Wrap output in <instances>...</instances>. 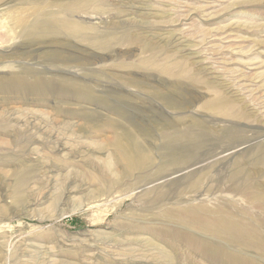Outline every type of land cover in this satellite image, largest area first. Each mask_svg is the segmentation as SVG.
Returning <instances> with one entry per match:
<instances>
[{"label": "rangeland", "instance_id": "obj_1", "mask_svg": "<svg viewBox=\"0 0 264 264\" xmlns=\"http://www.w3.org/2000/svg\"><path fill=\"white\" fill-rule=\"evenodd\" d=\"M33 1H0V77L18 73L30 83L48 80L55 83V94L40 99L0 92V264H237L243 259L264 264L259 251L241 249L177 218L198 206L231 211L235 204L245 205L236 194L238 184L226 175L264 144V0H100L75 20L88 26L87 32L136 35L133 45H117L108 53L77 40L66 45L17 37L19 30L6 15L12 6L26 9ZM55 51L68 59L54 62ZM152 55L162 63L182 60L201 79L197 87H184L190 106L167 104L182 100L179 81L147 67ZM71 81L100 100L56 88ZM217 90L246 103L250 118L234 121L205 112L204 103ZM196 120L219 131L233 127L231 136H246V144L217 155L224 144L211 142L194 152L197 165L162 178L160 168L176 167L168 164L173 149L164 137H175L177 128L193 129ZM119 133L138 141L154 162L101 197L104 176L124 177L115 155ZM195 179L198 191L191 187ZM260 179L251 183L255 189Z\"/></svg>", "mask_w": 264, "mask_h": 264}, {"label": "bare ground", "instance_id": "obj_2", "mask_svg": "<svg viewBox=\"0 0 264 264\" xmlns=\"http://www.w3.org/2000/svg\"><path fill=\"white\" fill-rule=\"evenodd\" d=\"M27 1L28 0H25V2ZM99 1L100 0H34L33 2H31V4H25V5H29V7L26 9L18 8V6H12V8L9 9L6 15L7 17L5 19L6 21L9 22V24H13L14 29L16 31L19 30V34H17V37L33 38L37 40L53 38L55 39L56 42L66 45H71V42H73V40H77L81 43H84L85 45L97 49V51L100 50L99 52H104V53L114 51L117 45H121L125 43H128L129 45H133V40L134 38H136V35L133 33L126 32L122 35L112 36L111 34L108 33L101 34L96 31L87 32L88 26L85 25L86 26L85 27L79 21L75 20L74 17L76 16L77 13L82 11L84 8L89 7L91 4L99 3ZM20 4H22V2H20ZM143 46L145 49L149 51L153 50L150 44L143 43ZM67 59L68 58L64 57L62 53L57 51L53 52L51 58V60H54V62L55 60H57L60 63L66 61ZM175 60L171 61L169 58L165 61L162 60L164 61L162 63L161 60L159 61L158 58L153 56V58L147 59L144 62V64L147 67H152L156 69L153 71H156V73L158 72L160 75H163V77L164 75L167 76L169 75L176 78L179 81V84L175 86H176V92L183 95L182 100L176 102L168 99L167 100L168 102L167 101L166 102L172 108L182 109L184 106L190 104V98L188 100L189 94L187 95L188 92L187 93L185 92L184 89L186 88L184 87L186 86L197 87L201 83V79L199 80L198 79L199 77L196 78L195 75H193L194 73L192 74L190 72L186 63L181 62L182 60L181 61H175ZM78 61L81 62V65L85 64L81 60H77V63ZM63 79L65 80V78ZM31 82L32 83H30L26 78L21 77L18 73H14L12 78L0 77V92L6 94L7 93L14 94L17 97L18 96L21 97L22 95L30 93L36 95L40 99L55 94V90H54L56 86L55 83H52L51 81L48 80H45L43 82L41 80L34 82L31 81ZM58 84L59 85L56 88L58 89L61 88L60 91L66 95L71 94V95H76L83 99L88 98L89 100L90 99L100 100V98L97 95L91 93L90 89L87 86L85 88V86L77 85V83H75L74 81H71V83H66L65 87L62 85L65 84L64 82ZM221 88H225V86H221ZM160 92L161 91L157 90L156 95L161 96L162 94H160ZM93 94L95 96H93ZM237 100L238 99L229 95V92L226 93L225 91L217 90L214 92V95H212L210 99L207 100L206 103H204L202 108L205 110V112L209 113L214 117L222 116L224 117V119L230 118L233 120L235 119L239 121H246L250 118L249 116L250 114L244 113L245 112L244 109L246 108L245 105L246 103L240 105L239 103H244V102H242V100L240 101ZM185 121H187V119ZM185 121H184V126L186 125ZM199 121L197 120L192 121L193 129L189 131L188 130L183 131V128L182 130H179L177 128L175 129L174 132L175 137L172 138L164 137L167 140L168 150L173 149L171 150L172 152L170 151L171 152L169 155L170 161L168 160L169 161L168 164L173 162L176 164V167L172 170L166 169V167L160 168L161 172H165L162 178H166L169 175L185 171L193 167L194 165H197L196 163L193 164L194 159L192 157L194 156V152L201 150L211 142H218L220 144H224V147L221 148V151L217 155L223 154L227 151L236 149L237 147L242 146L243 144H246L244 142L246 136L245 138L243 136L237 138L236 136L237 139L231 136L236 133L233 127L222 128V130L219 131V129L209 125V123H206L205 120L201 122ZM211 122L213 123L215 121H211ZM126 135H128V133H126ZM134 141L133 142L131 140L126 141L125 136L120 135V133L119 135L116 136V140L114 143L115 155H116V159L118 160V163L119 164L122 163L124 165V172H123L124 177L120 178L119 180H111V179L107 180L104 176L105 180H103V182H105L106 186H105V190H101L99 192L101 197L102 195H109L115 186L121 185L120 183L122 182V179L130 177L137 171H143L147 169L154 162L153 158L149 153L150 151L148 152L146 148H144L141 144H138L137 140H136L137 142ZM177 144L178 146H176ZM202 154L206 155V153L204 152ZM250 156L251 157H248L249 160L245 158L243 162L237 160L233 165L232 163H230L232 165L230 167L231 170L226 175L227 181L235 182L238 184L237 187L238 193L236 194L237 196L240 197V199L244 202L245 205L238 206L234 203L235 204L234 208L236 209L235 210L232 209L231 211H226L223 208H219L220 206H217L215 207V209L212 210H209L204 206H198L197 208L185 209L183 212L185 213L184 217L183 218L177 217V218L178 221L180 220L183 223L187 224L188 226L191 225L195 229H198L202 232L211 235L226 237V239H228V241H230L231 244L245 250H254V251L257 250L261 253L262 256H264V230H263L264 229V144L256 148L253 152L251 151ZM251 161L252 164L250 163ZM248 163L251 164V166L248 165ZM210 175H212V173ZM221 177L224 176L222 175ZM257 178L259 179L262 178V181L257 183L255 189V187L251 185V183L255 182ZM232 185L234 184L232 183ZM191 187L194 188V191H198L199 182H196L195 179V183ZM79 208L81 207L78 206L77 209ZM168 216L172 218V214L169 213ZM235 263L249 264V262L244 261V259L235 260Z\"/></svg>", "mask_w": 264, "mask_h": 264}]
</instances>
